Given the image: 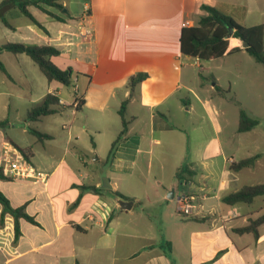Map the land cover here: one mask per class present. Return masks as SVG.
Listing matches in <instances>:
<instances>
[{"label": "crops", "instance_id": "crops-1", "mask_svg": "<svg viewBox=\"0 0 264 264\" xmlns=\"http://www.w3.org/2000/svg\"><path fill=\"white\" fill-rule=\"evenodd\" d=\"M77 2L78 9L71 12L63 1L70 18L57 21L58 25L29 7L47 31L41 30V36L31 22L22 34L21 22H15L21 18L16 8L7 13L12 29L0 22L3 33L19 35L13 42L33 44L37 37L44 45L58 48L59 57L68 58L84 100L73 109L74 99L62 96L59 83H49L47 93H55L64 110L37 121L51 117L49 124L56 131L42 132L52 139H37L43 156L13 137L1 140L0 155L5 142L18 149L31 147L28 162L38 176L11 177L0 163L6 177L0 179V191L14 208L25 206L38 225L20 220L21 235L15 242L14 218L5 215L0 228V264H264V223L258 237L236 232L264 215V195L250 204L222 201L245 186L264 184V152L246 157L259 155L252 167L230 169L246 159H236L235 149L253 139L262 126L261 118L246 111L258 125L240 133L237 112L236 127L222 138L227 120H220L210 96L202 94L209 90L192 71L199 59L184 56L180 44L182 30L197 26L206 14L203 5L218 8L244 27L264 26V0ZM84 27L92 29L90 38L79 35ZM7 53L0 54L1 61ZM3 63L10 75L5 77L16 83ZM198 67L202 68L200 61ZM137 73L148 77L130 98L129 79ZM216 86L221 89L214 83L210 90ZM231 89L229 83L226 91ZM127 99L126 137L108 162L110 147L123 128L119 109ZM3 107L7 112L2 120L9 125L11 110ZM66 108L69 113L64 119ZM13 112H18L17 107ZM255 168L261 181L249 184L246 176L254 175ZM104 176L114 193L134 202L131 210H118L103 188ZM180 199L190 204L189 214L179 212ZM2 210L0 204V217Z\"/></svg>", "mask_w": 264, "mask_h": 264}, {"label": "trees", "instance_id": "trees-1", "mask_svg": "<svg viewBox=\"0 0 264 264\" xmlns=\"http://www.w3.org/2000/svg\"><path fill=\"white\" fill-rule=\"evenodd\" d=\"M64 0H2L0 2V22L12 29V25L7 20V13L16 8L18 12L25 16L35 27L47 32L45 27L30 12L29 7H35L41 12L47 14L50 18L65 22L70 18L63 4ZM202 10L206 12L199 20L197 26L184 28L180 37L181 52L184 56L197 58L200 61H215L231 55L245 51L254 61L264 67V26L256 25L244 27L234 21L230 16L222 13L218 8L203 5ZM246 43L247 47H242ZM9 52L15 56L25 54L28 56L44 74L49 83L57 82L63 86H70L74 82L73 69H61L53 61L61 55L58 48L52 45H36L18 42H6L0 45V54ZM0 70L10 78L9 73L0 60ZM76 76V75H75ZM148 75L146 73H137L129 79L128 88L130 89V98L135 92L137 86L141 84ZM220 90L218 86L215 87ZM129 98V99H130ZM129 99L122 102L119 109V115L122 120V131L112 143L107 161H111L121 142L125 140L128 123L125 119L126 106ZM84 104V100L80 98V106ZM64 107L59 103V98L47 93L41 102L37 103L27 111V120L31 122L40 121L42 118L61 113ZM8 125V120L0 121V127ZM258 125V121L250 117L247 112L240 110L238 132H248ZM40 142L52 139V136L40 131L29 129ZM19 147V146H18ZM26 159L30 161L32 155L31 147H19ZM259 155L242 159L233 163L230 167L232 171H238L243 168L252 167ZM186 169H183L185 171ZM0 179H6L0 170ZM176 179L180 181V172L176 173ZM104 192L103 189H94ZM120 195V194H119ZM264 195V184L245 186L235 193H231L223 197L222 201L227 205H236L239 203L250 204L256 197ZM121 196V195H120ZM0 204L3 207L0 217V228L4 226L5 215L10 214L14 218L15 239L17 242L21 235L20 220L34 225H38L35 218L29 215L25 206L14 208L9 199L0 191ZM264 223V215L250 220L246 227L236 229L237 233H252L254 237H258V228Z\"/></svg>", "mask_w": 264, "mask_h": 264}, {"label": "rangeland", "instance_id": "rangeland-1", "mask_svg": "<svg viewBox=\"0 0 264 264\" xmlns=\"http://www.w3.org/2000/svg\"><path fill=\"white\" fill-rule=\"evenodd\" d=\"M66 1L69 4L71 12H75L78 9L79 4L77 0ZM18 21L22 24L21 31L23 32L22 34H24V26L31 25V23L23 15H21L20 20H15L17 23ZM54 25H58L57 21H54ZM32 27H34L35 31L40 36L43 35L40 29L36 28L34 25H32ZM3 29L4 26L0 23V44L18 40V34H13L9 31L3 33ZM32 42L36 45L45 44L37 37L33 38ZM6 55L2 58L4 60L2 61L5 62L17 81L16 83L9 82L4 73L0 70V120L4 118L7 112V108L4 109L3 105L10 107L11 110L9 119L10 124L5 127H0V142L3 138L6 139L10 136L24 146H31L36 150L39 156L41 154L43 156L44 154L37 142V137L31 133L29 129L40 132H56L49 124L52 118L49 117L43 120V122H31L27 120L25 112L36 105L44 95L47 94L49 82L38 66L25 54L15 56L11 53H7ZM54 62L61 69L69 68V63H67L69 61L66 57H57L54 59ZM200 65L202 68L195 66L192 68V71L199 80L204 82L206 85L205 87L209 90V93L203 91L202 94H208L210 96L212 104L220 112V120H227V128H225V132L222 133V138L229 135L236 127V113L240 110L252 112L256 115L258 114V117L261 118L262 126L254 132L253 139L244 143L242 148L235 149L236 159L246 158L254 152H264V67L257 64L248 54H244L243 56L234 55L215 61H200ZM214 83L221 85V89L210 90V87ZM229 83L232 84V91L229 92L230 94L226 91ZM75 84L74 72V82L72 85H60L63 92L62 96L67 100L72 101L74 99ZM5 86H9L10 88H4ZM197 89L202 91L199 86ZM188 97L193 100L192 95L188 94ZM15 107L18 109L17 113L13 112ZM66 110L67 111L63 114L64 119H66L69 113V108H66ZM57 130L59 131L58 126ZM205 131L210 133L208 127L205 128ZM89 140L88 137L85 138L86 144L89 143ZM12 144L15 145L14 143ZM45 155H47V153ZM105 157L106 151L105 153H101V158L105 159ZM101 164H103V162H101ZM254 171V175L246 176V182L249 184H258V182L261 181L258 170L255 168ZM104 178L107 177L104 176L103 180Z\"/></svg>", "mask_w": 264, "mask_h": 264}, {"label": "built area", "instance_id": "built-area-1", "mask_svg": "<svg viewBox=\"0 0 264 264\" xmlns=\"http://www.w3.org/2000/svg\"><path fill=\"white\" fill-rule=\"evenodd\" d=\"M92 29L89 27H84L79 35L84 38H90L92 36ZM199 66V60L195 63ZM75 89V98L72 104L73 109H78L80 107V98L81 96L78 94L77 86H74ZM52 95L56 96L55 93ZM63 101L59 99V103ZM1 167L2 169L11 177L14 178H22V179H31L36 178L38 176L33 166L28 162V160L24 157L21 151L12 143L5 142L3 144L1 150ZM190 204L186 199L179 200V212L182 214L190 213Z\"/></svg>", "mask_w": 264, "mask_h": 264}, {"label": "water", "instance_id": "water-1", "mask_svg": "<svg viewBox=\"0 0 264 264\" xmlns=\"http://www.w3.org/2000/svg\"><path fill=\"white\" fill-rule=\"evenodd\" d=\"M242 47H247L246 43L242 44ZM103 188L108 191L109 196L113 199V201L117 204V208L119 211H129L132 209L134 202L131 200H126L124 197L120 196L117 193L112 191V186L109 183L108 178H104L103 180ZM173 197V192L171 191L170 197Z\"/></svg>", "mask_w": 264, "mask_h": 264}]
</instances>
